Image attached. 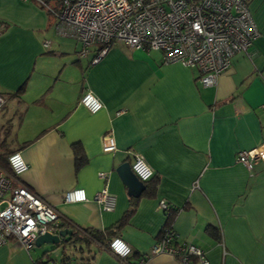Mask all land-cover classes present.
Returning <instances> with one entry per match:
<instances>
[{
  "label": "crops",
  "instance_id": "crops-1",
  "mask_svg": "<svg viewBox=\"0 0 264 264\" xmlns=\"http://www.w3.org/2000/svg\"><path fill=\"white\" fill-rule=\"evenodd\" d=\"M248 6L259 37L214 86H203L196 68L165 62L157 50L115 43L92 63L97 47L81 56L80 43L61 36L35 0H0V142L20 152L28 167L21 181L57 211L55 233L72 231L61 237L64 249L27 250L11 239L0 264H122L106 246L115 236L132 262L148 255L143 264H180L150 252L168 232L172 246L192 244L208 264H264V162L247 169L236 160L240 150L264 145V0ZM86 91L99 111L80 104ZM106 136L115 150H102ZM137 154L153 178L132 196L116 169ZM104 186L114 198L110 211L94 199ZM73 189L87 201H64ZM160 201L176 213L169 217ZM89 231L100 239L78 242Z\"/></svg>",
  "mask_w": 264,
  "mask_h": 264
},
{
  "label": "built area",
  "instance_id": "built-area-1",
  "mask_svg": "<svg viewBox=\"0 0 264 264\" xmlns=\"http://www.w3.org/2000/svg\"><path fill=\"white\" fill-rule=\"evenodd\" d=\"M35 1L54 16L59 33L64 31L80 43L81 56L89 47H97L92 63L100 60L115 43L129 49L157 50L165 62L196 68L203 86H214L220 74L230 67L232 57L238 52L245 53L259 37L249 0H61L59 10L44 0ZM79 102L91 113L102 108L100 100L89 91L81 95ZM5 103V96L0 95V108ZM115 147L111 136L103 138L104 152ZM236 160L251 169L256 162H264V145L240 150ZM6 161L9 170L0 167V247L13 239L29 250L38 236L57 231L59 215L21 181L28 167L20 152L9 153ZM130 169L141 182L153 175L139 154L131 160ZM99 176L106 174L100 172ZM63 198L66 202L87 201L83 189L66 191ZM94 199L104 210L113 209L114 198L106 186ZM160 205L167 209L165 202L160 201ZM172 239L173 233L168 232L151 247V254L175 255L180 264H191L192 257L196 258V264H208L201 249L192 244L172 246ZM107 249L122 264H127L131 248L123 239L113 237ZM147 256L138 263L143 264Z\"/></svg>",
  "mask_w": 264,
  "mask_h": 264
},
{
  "label": "water",
  "instance_id": "water-1",
  "mask_svg": "<svg viewBox=\"0 0 264 264\" xmlns=\"http://www.w3.org/2000/svg\"><path fill=\"white\" fill-rule=\"evenodd\" d=\"M116 171L119 173V175L121 176V178L123 179V181L125 182V184L128 187V193L132 196H138L143 188V182H141L131 171L130 169V164L128 162L122 163L121 165H119L116 169ZM65 235H72V231L64 229V230H60L55 234H43L37 237L36 241H35V245L36 246H41L43 245V243H48L51 245L55 246V249H64L65 247H67L65 244L64 245H60L61 242H64L61 240V237H65ZM68 241V240H66ZM50 251V250H49Z\"/></svg>",
  "mask_w": 264,
  "mask_h": 264
},
{
  "label": "trees",
  "instance_id": "trees-1",
  "mask_svg": "<svg viewBox=\"0 0 264 264\" xmlns=\"http://www.w3.org/2000/svg\"><path fill=\"white\" fill-rule=\"evenodd\" d=\"M61 2V0H58L57 1V3L59 4ZM55 10H58V6L57 7H55L54 8ZM47 11V10H46ZM51 16H53L49 11H47ZM164 60V59H163ZM21 90L22 89H20V90H18L16 93H13L14 94V96H17V94L19 93V92H21ZM13 96V95H12ZM0 147L3 149V153H0V167L1 168H3L4 170H6V171H8L9 169H8V165H7V161H6V157H7V155L9 154V153H11V152H13L14 150H10V149H8V145L6 144V142L5 141H2V142H0ZM73 149H74V152H75V155H78L77 157H76V163H78L82 158H83V156H82V153H81V148L79 147V145H77V144H75V145H73ZM153 176V175H152ZM152 178L153 177H151L150 179H148L147 181H145V182H143V183H145V185L146 184H148L151 180H152ZM151 191H152V189H151ZM168 210V213L170 214L169 215V217H171L172 215H174V213H176V209H174V208H172V207H167V209H166V211ZM89 236H87V235H83V234H80V236H79V238H80V240L78 241V242H80V241H83V242H90V241H92V240H94V241H97L98 239H100V236H98L95 232H92V231H89ZM78 238V239H79ZM111 240V239H110ZM108 242H109V240L107 241V243H106V246L108 245ZM48 260H46V261H39V262H37L36 264H48V263H51L50 261H48ZM139 261H136V262H132L131 260H130V256H129V258L127 259V264H139L138 263ZM191 264H196V258L195 257H192L191 258Z\"/></svg>",
  "mask_w": 264,
  "mask_h": 264
},
{
  "label": "rangeland",
  "instance_id": "rangeland-1",
  "mask_svg": "<svg viewBox=\"0 0 264 264\" xmlns=\"http://www.w3.org/2000/svg\"><path fill=\"white\" fill-rule=\"evenodd\" d=\"M45 2H47L48 5H50V7L52 8H55L58 6V8L60 7V3L58 4L57 2L56 3H53V4H49V1L48 0H44ZM40 6V5H39ZM42 7V6H41ZM59 10V9H58ZM54 17V16H53ZM61 36H67V37H70L68 36V34H65L64 31L60 33ZM73 39V38H72ZM81 61H85V57H80ZM199 80V78H198ZM6 104V103H5ZM5 104L0 108V111L4 108ZM55 234V233H54ZM37 239V238H36ZM112 239V238H111ZM36 241V240H35ZM110 241V240H109ZM7 243V242H6Z\"/></svg>",
  "mask_w": 264,
  "mask_h": 264
}]
</instances>
